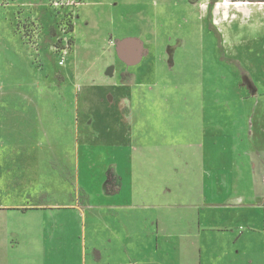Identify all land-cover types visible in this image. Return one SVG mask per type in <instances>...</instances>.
<instances>
[{
    "label": "rangeland",
    "instance_id": "374dc122",
    "mask_svg": "<svg viewBox=\"0 0 264 264\" xmlns=\"http://www.w3.org/2000/svg\"><path fill=\"white\" fill-rule=\"evenodd\" d=\"M55 1L0 0V147L22 149L0 154V205L85 203L81 185L74 184L75 148L88 147L84 155L78 153L79 181L94 194L89 202L94 211L106 212L108 204L129 206L121 213L129 228L137 231L143 230L140 221L145 214L152 213H172L175 226L181 227L187 216L195 222L199 212L202 223L237 233L253 227L249 222L257 233L236 249L250 250L245 262L262 260L264 2L86 0L78 8L82 0H59V7L53 6ZM144 34L151 41L140 51L149 57L143 70L148 74L141 75L147 81L141 79L136 87L135 145L127 156L120 155L118 170L110 172L119 149L105 146L102 141L108 140L98 135L117 132L129 126L128 121L119 117L102 122L108 105L99 103L97 89L89 92L93 103L87 117L76 120L81 108L75 100L87 95L91 84L108 83L113 68L120 67L115 55L118 45L140 42ZM65 35L69 51L59 66L61 57L54 47ZM204 155L205 185L201 172L197 175ZM187 157L190 172L181 168V159ZM102 172L109 173L110 184L123 181L125 186L109 201L98 192ZM130 191L138 194L137 200ZM238 196H244L241 207L252 221H231L227 212L223 216L222 210H228L226 205ZM245 204L252 206L246 209ZM90 213L86 211L85 222L79 219L72 224L88 230L85 236L79 231L75 247L77 261L85 251L86 264L102 248V219ZM6 219L3 216L0 222ZM146 219L153 230V219ZM19 221L22 226H35L39 220ZM110 228L122 230L117 223ZM232 236L236 234L226 235L222 244L231 248ZM121 244L115 243L116 249ZM163 252L160 249L156 258L166 261ZM24 255L28 259H13ZM34 255L17 247L5 260L32 264Z\"/></svg>",
    "mask_w": 264,
    "mask_h": 264
},
{
    "label": "crops",
    "instance_id": "0c3cea01",
    "mask_svg": "<svg viewBox=\"0 0 264 264\" xmlns=\"http://www.w3.org/2000/svg\"><path fill=\"white\" fill-rule=\"evenodd\" d=\"M150 41V38H147L144 34L141 37L140 42L139 40H128L120 43L115 51L120 67L118 69H116V67L113 68L110 81H108V83H100L98 86L94 83L91 84L87 88L88 94H81L78 99L75 100V106L77 109L81 108L79 112L76 110V120L82 116L87 117L89 114V107L91 106L90 104L93 103L91 100L92 93L89 92L91 88L97 89L100 91L102 97L100 98L99 103L105 107L108 105L105 109L107 112L106 117H102L103 119L105 118V120L102 122L120 119L119 117H124L128 121L129 126H123L122 129L117 130V132L112 134L107 132L103 133L104 135H98V138L108 140L106 143L102 141L105 146H117V149H119V153L116 154L114 161L116 165L113 167V170L110 169V172H116V170H118V160L120 155H126L128 149L134 148L135 145V136L132 125L135 123L133 111L135 96L137 93L136 87L141 79H147L146 77L141 78V75L144 76L148 74V72H144L143 70L144 67H146L145 64L148 62H146V60L149 57L147 54L140 51L143 49L144 43H150ZM145 55H147V57ZM92 85L93 87H91ZM108 95H110V97L107 99L106 97ZM109 112H111L112 115H110ZM110 116L111 118H109ZM112 139L113 141L110 142L109 140ZM48 149L53 151V148ZM87 149L88 147L81 150L77 147L75 148V162L78 168V175H75L74 184L76 187L81 185L80 190L85 196H87L85 203L75 202L54 204L38 202L32 205H0V218L3 216L7 218L6 223L3 221L0 222V264H14L11 262V258L8 260L5 259H7L8 254L14 251L17 247H22L26 253L35 254L33 258L34 262H32V264H86V258L84 255L85 251H82V259L80 258V260L77 261L75 258V247L79 231L85 236L88 230L85 226L81 227L82 229H78L75 226H72V224L79 219L82 222H85L87 210L92 211L90 214L95 215L97 218H101L103 222L101 252H98L99 254L97 258H90L91 264H220L224 262L225 264H253V261L248 260V262H245L244 259L246 255H249L250 250L248 248L245 251H241L239 248L236 249V246L238 245H246L245 242H248V239L252 234L257 233L252 231L251 228L255 226L249 222H247L248 225L253 227H250L248 231L237 233L236 231H229V229L217 227L214 224L202 223L199 212L195 222L192 215L190 217L187 216L185 218V221H187L184 222L181 227L175 226V222L172 220L175 219V217L172 213H164L163 216H153L152 213L148 217H146L145 214L142 218V220L145 219V225H143L142 220L140 221L143 230L140 229V231H137L136 229L129 228L124 220L125 216L121 213V211H126L124 209L131 208L129 206L108 204L106 205L108 211H101V213L94 211V207L89 203L94 197V194L89 190V185L86 187L84 182L82 183L79 181V171L81 172V169L78 165V153L81 152V154L84 155ZM21 150L22 149L19 148L0 147V154H6L4 152H7V154H13L14 152ZM59 151L65 150L59 149ZM213 154L214 151L212 155ZM117 155H119L118 158ZM181 160V168L190 172L189 157L182 158ZM25 161L30 164L28 158H26ZM206 162L207 159L205 155L198 161L199 167L197 175L201 172V176L199 177L203 180L204 185L206 182ZM102 170L106 171V169ZM51 172L53 171H50V173ZM85 172H87L86 167ZM55 173L58 174L59 172ZM108 174L109 173H106L105 175L102 172L99 176L98 182L99 186H102L101 191L98 192L101 197L107 201L120 195L125 187L123 181H121L119 185L117 183H114L113 185L110 184L108 181ZM84 176H86V174ZM209 178L212 182L213 178L211 176H209ZM1 182L22 181L2 180ZM129 194L134 200H137L136 198L138 194L136 195L131 191ZM43 197L44 196H42V198ZM259 199H262L261 204L263 205L264 215V196ZM244 202V196L232 198L226 205L228 206L226 208L228 210H222L224 212L223 216H225L227 212L230 217L232 216L230 219L231 221L232 219L239 221V218L246 219V221H252V218L250 217L251 214H248L247 210H243L241 207ZM251 206L252 205L245 204L244 208L247 209ZM215 207H213V211L217 209ZM112 208L113 210H111ZM212 213L214 212H210L209 214L211 215ZM24 217H35L39 221L35 226H22L19 220ZM146 218L153 219V230L146 226L148 223ZM208 218L213 220L215 219V216H208ZM12 219H14V221H12ZM107 222H109L108 225H106ZM113 223L119 224V227H122V230H112L110 224ZM194 225H196V227H193ZM177 228L181 229L175 231ZM262 231L264 232V229ZM230 233L236 234V236H232L234 241L231 243V248L226 244H222V240ZM115 243L123 244L116 249ZM160 249L164 250L163 255H168L166 261H164L162 257H160V259H158L159 257L156 258ZM233 249H235V251ZM114 253L118 254L117 259ZM262 255V260H258L254 264H264V248ZM24 258L28 259L25 255L13 259L17 261ZM24 263L25 262H23V264Z\"/></svg>",
    "mask_w": 264,
    "mask_h": 264
},
{
    "label": "built area",
    "instance_id": "2783aa9c",
    "mask_svg": "<svg viewBox=\"0 0 264 264\" xmlns=\"http://www.w3.org/2000/svg\"><path fill=\"white\" fill-rule=\"evenodd\" d=\"M60 1L59 0H56L53 4L54 7H59V4ZM63 33L65 34L66 33V30H63ZM54 51L58 54H60V57H61V60L59 61V66H62L63 65V58L67 56V53L69 51V47H68V40L66 38V35L65 37L61 40L60 44L58 46H55L54 47Z\"/></svg>",
    "mask_w": 264,
    "mask_h": 264
},
{
    "label": "flooded vegetation",
    "instance_id": "af4514ba",
    "mask_svg": "<svg viewBox=\"0 0 264 264\" xmlns=\"http://www.w3.org/2000/svg\"><path fill=\"white\" fill-rule=\"evenodd\" d=\"M83 4H87V1L86 0H82L81 2H78L75 7L79 8V7L83 6Z\"/></svg>",
    "mask_w": 264,
    "mask_h": 264
},
{
    "label": "trees",
    "instance_id": "16d2710c",
    "mask_svg": "<svg viewBox=\"0 0 264 264\" xmlns=\"http://www.w3.org/2000/svg\"><path fill=\"white\" fill-rule=\"evenodd\" d=\"M251 2H264V0H250ZM69 31H71L72 32V28L70 29L69 28Z\"/></svg>",
    "mask_w": 264,
    "mask_h": 264
}]
</instances>
